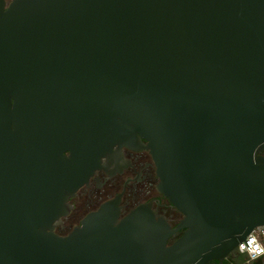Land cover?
Here are the masks:
<instances>
[{
  "label": "water",
  "instance_id": "obj_1",
  "mask_svg": "<svg viewBox=\"0 0 264 264\" xmlns=\"http://www.w3.org/2000/svg\"><path fill=\"white\" fill-rule=\"evenodd\" d=\"M125 146L180 224L106 202L54 231ZM260 225L264 0H0V264H212Z\"/></svg>",
  "mask_w": 264,
  "mask_h": 264
},
{
  "label": "flooded vegetation",
  "instance_id": "obj_2",
  "mask_svg": "<svg viewBox=\"0 0 264 264\" xmlns=\"http://www.w3.org/2000/svg\"><path fill=\"white\" fill-rule=\"evenodd\" d=\"M12 0H7L10 3ZM146 142L145 139H143ZM117 164V165H116ZM116 166L97 169L89 180L80 186L69 200V209L56 224L54 231L65 236L80 226L84 218L97 211L104 203L112 202L114 209L123 219L134 209L145 206L152 210L157 219H165L171 228L177 227L184 213L175 207L171 200L158 189L160 182L151 151L146 148L123 147ZM185 228L168 238L173 243L185 232ZM238 253L214 260L212 264H237ZM241 264H246L242 260Z\"/></svg>",
  "mask_w": 264,
  "mask_h": 264
},
{
  "label": "built area",
  "instance_id": "obj_3",
  "mask_svg": "<svg viewBox=\"0 0 264 264\" xmlns=\"http://www.w3.org/2000/svg\"><path fill=\"white\" fill-rule=\"evenodd\" d=\"M245 239L250 245L248 246L245 240H242L235 252L246 256V264H255L259 259L264 264V225L255 228Z\"/></svg>",
  "mask_w": 264,
  "mask_h": 264
},
{
  "label": "trees",
  "instance_id": "obj_4",
  "mask_svg": "<svg viewBox=\"0 0 264 264\" xmlns=\"http://www.w3.org/2000/svg\"><path fill=\"white\" fill-rule=\"evenodd\" d=\"M238 255L240 256V260L237 261V264H241L242 260L244 261L246 259V256L244 254H242V255L238 254Z\"/></svg>",
  "mask_w": 264,
  "mask_h": 264
}]
</instances>
